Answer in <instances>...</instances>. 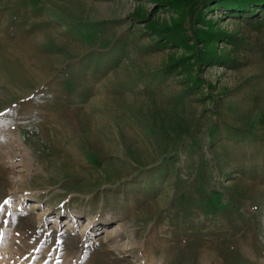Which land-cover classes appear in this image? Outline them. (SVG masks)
Masks as SVG:
<instances>
[{
	"label": "rangeland",
	"instance_id": "374dc122",
	"mask_svg": "<svg viewBox=\"0 0 264 264\" xmlns=\"http://www.w3.org/2000/svg\"><path fill=\"white\" fill-rule=\"evenodd\" d=\"M233 2L0 0V264H264V0Z\"/></svg>",
	"mask_w": 264,
	"mask_h": 264
},
{
	"label": "trees",
	"instance_id": "16d2710c",
	"mask_svg": "<svg viewBox=\"0 0 264 264\" xmlns=\"http://www.w3.org/2000/svg\"><path fill=\"white\" fill-rule=\"evenodd\" d=\"M235 2H233L234 3V6L233 7H235L236 8V0H234ZM240 1H257V0H240ZM244 5V4H243ZM242 6V5H241Z\"/></svg>",
	"mask_w": 264,
	"mask_h": 264
},
{
	"label": "bare ground",
	"instance_id": "6f19581e",
	"mask_svg": "<svg viewBox=\"0 0 264 264\" xmlns=\"http://www.w3.org/2000/svg\"><path fill=\"white\" fill-rule=\"evenodd\" d=\"M108 229H109V228H108ZM108 229H106V232H108V234H112V230H113V229H111V230H110V229L108 230ZM115 229H116V228H115ZM114 231H116V230H114Z\"/></svg>",
	"mask_w": 264,
	"mask_h": 264
}]
</instances>
